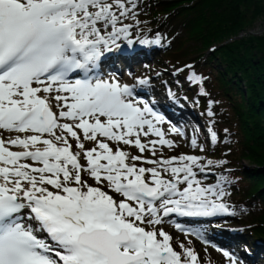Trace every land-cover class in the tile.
I'll return each instance as SVG.
<instances>
[{
    "label": "snow or ice",
    "instance_id": "6c2138e0",
    "mask_svg": "<svg viewBox=\"0 0 264 264\" xmlns=\"http://www.w3.org/2000/svg\"><path fill=\"white\" fill-rule=\"evenodd\" d=\"M135 6L0 0V130L17 134L0 135V264H197L192 248L177 252L155 226L174 213L228 211L224 190L197 178L212 161L165 157L178 145L158 127L164 117L94 71L120 40L133 43L123 20Z\"/></svg>",
    "mask_w": 264,
    "mask_h": 264
},
{
    "label": "trees",
    "instance_id": "16d2710c",
    "mask_svg": "<svg viewBox=\"0 0 264 264\" xmlns=\"http://www.w3.org/2000/svg\"><path fill=\"white\" fill-rule=\"evenodd\" d=\"M260 5L259 0H146L140 20L172 33L181 30L172 42L173 62L180 55L198 54L197 71L204 77L215 72L216 94L230 107L223 111L222 122L235 132L224 157L253 165L233 172L238 178L232 188L243 201L259 207L246 223L250 235L264 239V31L260 36H240L250 29L255 15L264 13ZM253 8L259 10L248 15ZM216 151L220 155L222 148Z\"/></svg>",
    "mask_w": 264,
    "mask_h": 264
},
{
    "label": "rangeland",
    "instance_id": "374dc122",
    "mask_svg": "<svg viewBox=\"0 0 264 264\" xmlns=\"http://www.w3.org/2000/svg\"><path fill=\"white\" fill-rule=\"evenodd\" d=\"M141 1L142 0H135L136 6L133 9V11L129 13V17L127 19L123 20V24L125 23L126 25H128L129 22L133 21L134 19L138 20L139 16L136 15V12L138 9H140L142 7ZM259 2L261 4L259 6V9L264 8V0H259ZM259 9L253 8L252 11L250 10V12H248V15L254 14ZM132 24H133V22H132ZM146 26L147 25L144 24V27H146ZM137 31H139V30H137ZM263 31H264V13L259 14V15H255L252 19V23L250 24V29H246V31H242L241 33L243 34V32H248V33H251V35L260 36L263 33ZM179 34H180V31H179ZM161 36H162V34H161L160 30H158L157 33L155 34V37L160 41V39H162ZM256 54H257V51H255V53L252 55L256 56ZM258 54L261 57V54L260 53H258ZM194 57H196V55L195 56L194 55L188 56L187 58H185V60H188V59L192 60V59H194ZM151 61H153V59ZM182 62H185V61L183 60ZM151 64L153 65V68L156 69L155 63L151 62ZM172 67L175 68L174 66H172ZM190 77H191V75H188L187 80H190ZM211 83L213 86L215 85L213 82H211ZM189 87H190L189 85L186 86L184 88V90H187V88H189ZM214 91H216L215 88H214ZM214 91H212V90L210 91L212 93V96L215 94ZM192 94H193V92H192ZM223 104H224V101H223ZM225 108L228 110L227 107H225ZM182 123L184 124V127H188L191 129V131L193 133V138H195L197 140V131H196V128L193 126L192 121L188 117H186V119L183 120ZM212 132H214V131L211 130L209 132L210 136H211ZM168 137H169V139L173 140L178 145V147H176L174 149L163 148L162 151H163V154L165 157H171L174 154H177V156H179L181 154H186V155H196V156L202 157L203 155H205L207 153V147L205 146V144H203L201 142H200V144L197 143L198 146L196 148H193L192 144H189L188 141L186 140V138H184L182 135L175 136V135L170 133V134H168ZM211 138H212V136H211ZM230 138H231L230 135L226 136L227 141L230 140ZM214 143H215V141L212 142V145H214ZM93 144L94 143L92 142L91 145H93ZM201 148L203 149V151H201ZM176 150L178 152H176ZM125 151H129L134 155L140 154L137 149L132 148L130 146H126ZM144 155L147 157H150V153L145 152ZM221 159H222V157H221ZM202 163H204V162H202ZM239 163L240 164H236V165H244L245 171H248L250 168L253 167V165L249 164L247 161H243V162L241 161ZM232 200L237 202L239 204V206H237V207L234 206ZM218 202L224 203L226 205L227 209H228V203L231 204L230 207L232 208L233 213L235 214V217L238 218L237 223L231 222V224H233V225L243 227L246 219L249 218V215L251 213H256V214L259 213V210H254V209H253V212H251L250 207H247V205H243V203L238 202L236 200V198L231 197V195L228 193H225L223 200L218 201ZM184 241H186V238L184 236H180V239L177 241L178 243L176 244V248H177L176 251L177 252H182L180 245L183 244ZM188 245L193 246V243L188 242V241L185 242L184 246L186 248H191ZM195 248H196V251H195ZM192 249L196 252V254L198 256L197 264H204L205 261L203 260V257L206 261L213 262L214 260H217V264H225V262L221 259V257L218 255V253H215L211 249L207 250L208 248L204 249V248L199 247L198 245H195V247H192ZM182 259H183V257H182ZM235 259L238 262H241V260H242L238 256ZM218 261H221V262H218Z\"/></svg>",
    "mask_w": 264,
    "mask_h": 264
},
{
    "label": "built area",
    "instance_id": "2783aa9c",
    "mask_svg": "<svg viewBox=\"0 0 264 264\" xmlns=\"http://www.w3.org/2000/svg\"><path fill=\"white\" fill-rule=\"evenodd\" d=\"M244 34H246V35H249V34H251V33H248V32H243V34H242V35H244Z\"/></svg>",
    "mask_w": 264,
    "mask_h": 264
},
{
    "label": "bare ground",
    "instance_id": "6f19581e",
    "mask_svg": "<svg viewBox=\"0 0 264 264\" xmlns=\"http://www.w3.org/2000/svg\"><path fill=\"white\" fill-rule=\"evenodd\" d=\"M53 110H56V109L54 108ZM14 150H16V149H14Z\"/></svg>",
    "mask_w": 264,
    "mask_h": 264
}]
</instances>
